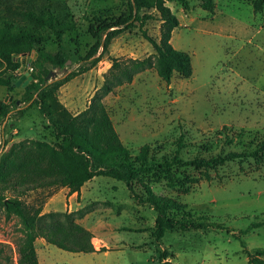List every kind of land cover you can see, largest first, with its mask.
Segmentation results:
<instances>
[{
    "label": "rangeland",
    "instance_id": "374dc122",
    "mask_svg": "<svg viewBox=\"0 0 264 264\" xmlns=\"http://www.w3.org/2000/svg\"><path fill=\"white\" fill-rule=\"evenodd\" d=\"M209 12L201 0H189V9L168 1L180 24L172 31L171 43L190 54L193 74H175L170 83L161 79L155 66L138 70L131 82L105 90L111 58L143 59L156 50L143 31L159 42L161 21L156 11L143 27L124 31L110 45L108 53L94 67L74 77L59 90L60 101L77 114L93 100L102 101L121 142L134 159L144 158L143 147L155 163L210 158L229 152L256 149L264 138V11L256 12L254 0H214ZM77 18V31L66 33L62 45L71 62L65 71L53 69L49 82L63 78L86 65L84 57L96 42L90 23L104 12L116 19L128 12L120 0H67ZM47 0H0V25L31 26L14 9L41 12ZM43 33L49 34L44 28ZM47 47L57 50L59 42L49 35ZM31 55H20L21 66ZM28 64L26 71H29ZM21 68V67H20ZM0 60V77H11L12 87L0 85V101L17 107L0 127V164L12 150L35 141L60 150L62 140L37 105L21 113L24 87L16 82L24 75ZM183 139L184 147L178 143ZM230 140H234L230 143ZM264 151V147H262ZM264 153V152H262ZM155 197L179 203L169 212L175 220L222 224L208 228L170 229L158 242L153 232L157 213L149 204H139L123 181L97 176L87 181L80 194H68L66 187L41 189L22 197L26 206L43 204V214L73 212L74 217L94 232L95 253H72L44 239L36 241L41 264H163L160 253L175 264H249L240 240L249 249L264 248V158L236 159L219 167L173 166L141 176ZM142 193L143 186L135 185ZM68 189V188H67ZM12 193H8L10 196ZM53 198V199H52ZM51 202L49 208L48 203ZM60 201L59 205L55 203ZM44 216L41 223L47 222ZM22 232L16 216L0 209V264H19Z\"/></svg>",
    "mask_w": 264,
    "mask_h": 264
},
{
    "label": "trees",
    "instance_id": "16d2710c",
    "mask_svg": "<svg viewBox=\"0 0 264 264\" xmlns=\"http://www.w3.org/2000/svg\"><path fill=\"white\" fill-rule=\"evenodd\" d=\"M47 6L41 12L30 8H12L27 20L31 26H14L10 23L0 25V60L15 69L21 67L20 55H33L31 62L33 70L30 74L33 79L24 87L20 103H27L21 110L26 112L30 107L37 105L40 113L45 116L62 140L60 150L41 141H35L21 149L12 150L0 164V209L7 217L16 216L21 225V242L19 245V264H41L36 241L44 239L47 244L54 245L72 253H95L97 250L93 239L94 232L77 221L73 212H50L43 214V204L26 206L22 197L41 189H56L67 187L69 194H80L83 185L97 176L112 177L123 181L128 187L131 196L139 204H149L157 213L153 235L160 242L167 230L180 228H208L222 224H207L201 221L175 220L169 212L179 206L171 199L155 197L150 186L143 183L141 176L161 171L170 172L173 166H192L195 168H211L224 165L236 159L264 158V138L260 146L243 153L229 152L210 158H196L183 161L175 156L172 161L155 163L149 157L148 147H143L144 158L134 159L130 150L121 142L118 132L110 117L105 104L93 100L86 109L73 114L60 101L59 90L77 75L96 66L108 53L113 40L126 30L136 26L143 27L153 18L151 13H159L161 26L160 41H155L146 31L143 35L152 43L156 53L143 59L138 58H111L112 65L106 75L103 88L112 90L115 85L131 82L138 70L155 66L161 79L170 83L175 74L184 78L193 74V64L190 54L177 49L171 43L172 31L180 24L179 18L172 12L168 1H177L184 9H189V0H120L127 5L128 12L116 19L109 18L104 12L95 14L90 23V32L96 42L84 57L86 65L76 71H71L63 78L49 82L48 75L53 69L65 71L70 60V54L62 45L64 35L77 31L78 22L72 13L67 0H47ZM202 7L214 12V0H201ZM256 12L264 11V0H254ZM39 28L46 29L49 34ZM54 34L59 48L50 50L47 47L49 35ZM11 77H0V85L12 87ZM17 101L0 104V121L15 110ZM234 140H230L232 143ZM179 149L184 147L183 139L178 143ZM140 183L143 192L136 191L135 185ZM8 193H12L10 196ZM49 219L41 223V219ZM264 226V221L254 224ZM247 255L249 264H264V248L249 249L241 236H237ZM163 264H175L166 260L168 251L160 253Z\"/></svg>",
    "mask_w": 264,
    "mask_h": 264
},
{
    "label": "water",
    "instance_id": "95a60500",
    "mask_svg": "<svg viewBox=\"0 0 264 264\" xmlns=\"http://www.w3.org/2000/svg\"><path fill=\"white\" fill-rule=\"evenodd\" d=\"M33 59H34V56H33V55H31V58L28 60V62H26V58L24 59L23 65H22L21 68H20L21 71H24V75L21 77L20 80H18V81L16 82V85H17V86L22 85L23 87H25V86H27L28 83L33 79V76L30 74V72H29V71H26V66H27L28 64H31V62L33 61ZM70 62H71V60L68 61V64H69ZM52 74H53V71H51V72L49 73L48 78H51V77H52ZM18 103H20V102H18Z\"/></svg>",
    "mask_w": 264,
    "mask_h": 264
},
{
    "label": "built area",
    "instance_id": "2783aa9c",
    "mask_svg": "<svg viewBox=\"0 0 264 264\" xmlns=\"http://www.w3.org/2000/svg\"><path fill=\"white\" fill-rule=\"evenodd\" d=\"M29 68V72L33 70V67L31 66V64L28 66ZM4 102V103H7L6 101H0V104ZM10 119V114L7 116V118H5L4 120L0 121V127L2 125H5V123H7V121ZM0 143H1V140H0Z\"/></svg>",
    "mask_w": 264,
    "mask_h": 264
},
{
    "label": "crops",
    "instance_id": "0c3cea01",
    "mask_svg": "<svg viewBox=\"0 0 264 264\" xmlns=\"http://www.w3.org/2000/svg\"><path fill=\"white\" fill-rule=\"evenodd\" d=\"M64 190H68V194H69V189H67V187L66 188H64ZM74 194H78L77 192L76 193H73V194H70V195H72V196H74ZM53 199V198H52ZM51 202L52 201H50V203H48V206H49V208H50V206H51ZM56 205H59L60 204V201H58V202H56L55 203ZM85 226V225H84ZM88 228V227H87ZM90 229V228H89ZM42 240V239H41ZM46 242V241H45Z\"/></svg>",
    "mask_w": 264,
    "mask_h": 264
}]
</instances>
